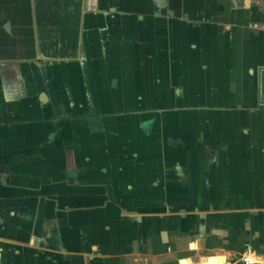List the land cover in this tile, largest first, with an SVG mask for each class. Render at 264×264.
I'll use <instances>...</instances> for the list:
<instances>
[{"label":"crops","instance_id":"0c3cea01","mask_svg":"<svg viewBox=\"0 0 264 264\" xmlns=\"http://www.w3.org/2000/svg\"><path fill=\"white\" fill-rule=\"evenodd\" d=\"M249 249L264 250V0H0V264Z\"/></svg>","mask_w":264,"mask_h":264},{"label":"built area","instance_id":"2783aa9c","mask_svg":"<svg viewBox=\"0 0 264 264\" xmlns=\"http://www.w3.org/2000/svg\"><path fill=\"white\" fill-rule=\"evenodd\" d=\"M243 264H264V250L256 251L249 249L244 251L240 257Z\"/></svg>","mask_w":264,"mask_h":264},{"label":"bare ground","instance_id":"6f19581e","mask_svg":"<svg viewBox=\"0 0 264 264\" xmlns=\"http://www.w3.org/2000/svg\"><path fill=\"white\" fill-rule=\"evenodd\" d=\"M224 259H225V257L220 256V257H218V260H217V261H218L219 263H222V262L225 261ZM186 264H191V263L187 262Z\"/></svg>","mask_w":264,"mask_h":264}]
</instances>
